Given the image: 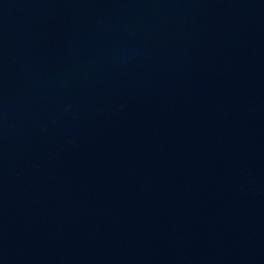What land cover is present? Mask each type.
<instances>
[{"label":"water","instance_id":"95a60500","mask_svg":"<svg viewBox=\"0 0 264 264\" xmlns=\"http://www.w3.org/2000/svg\"><path fill=\"white\" fill-rule=\"evenodd\" d=\"M0 264H264V0H0Z\"/></svg>","mask_w":264,"mask_h":264}]
</instances>
